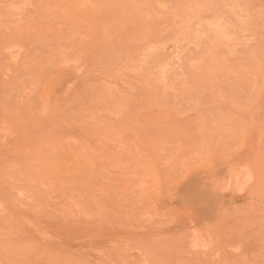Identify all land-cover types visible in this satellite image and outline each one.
I'll use <instances>...</instances> for the list:
<instances>
[{
  "label": "rangeland",
  "instance_id": "rangeland-1",
  "mask_svg": "<svg viewBox=\"0 0 264 264\" xmlns=\"http://www.w3.org/2000/svg\"><path fill=\"white\" fill-rule=\"evenodd\" d=\"M0 264H264V0H0Z\"/></svg>",
  "mask_w": 264,
  "mask_h": 264
},
{
  "label": "bare ground",
  "instance_id": "bare-ground-1",
  "mask_svg": "<svg viewBox=\"0 0 264 264\" xmlns=\"http://www.w3.org/2000/svg\"><path fill=\"white\" fill-rule=\"evenodd\" d=\"M221 159V158H220ZM223 162V161H222ZM220 163V162H219ZM222 164V163H221ZM227 171H228V169H227ZM219 172V171H218ZM221 176H223V175H221ZM244 179V178H243ZM187 180H188V178H187ZM234 182V181H233ZM216 183V182H215ZM222 185V184H221ZM237 187V186H236ZM190 188V187H189ZM192 190V189H191ZM228 191V190H227ZM188 192H190L189 190H188ZM234 192V191H233ZM189 194V193H188ZM194 195V194H193ZM234 195V194H233ZM236 195V194H235ZM183 201V200H182ZM196 214V213H195ZM197 215V214H196ZM198 218V217H197ZM200 219V218H199ZM197 222V221H196ZM194 224V223H193ZM203 226V225H202ZM194 228V227H193ZM201 228H203V227H201ZM191 235H192V233H191ZM196 235L198 236L199 234H197V232H196ZM197 236H196V238H197ZM201 236V235H200ZM199 237V236H198ZM202 238H203V236H201ZM206 238H208L207 236H206ZM205 239V238H204ZM206 241V240H205ZM209 241V240H208ZM201 242V241H200ZM205 243H207V241L205 242ZM204 243V244H205ZM203 245V244H202ZM204 246H206V245H204Z\"/></svg>",
  "mask_w": 264,
  "mask_h": 264
}]
</instances>
